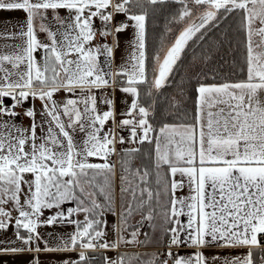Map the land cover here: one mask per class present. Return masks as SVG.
<instances>
[{
  "label": "snow or ice",
  "instance_id": "obj_1",
  "mask_svg": "<svg viewBox=\"0 0 264 264\" xmlns=\"http://www.w3.org/2000/svg\"><path fill=\"white\" fill-rule=\"evenodd\" d=\"M167 3L180 5L169 23L184 27L149 66L145 5ZM130 6L139 8V14ZM62 10L67 15L62 16ZM0 11L25 13L24 23L14 26L18 31L0 32V39L20 41L7 44L11 51L0 53V230L11 225L12 214L5 207L11 204L18 212L16 240L24 247H5L0 252H40L41 224H70L75 231L69 238H62L55 248L45 242L43 251L78 250L79 259L65 264H89L92 258L87 253L98 248L148 246L152 238L143 233L140 240L141 228L147 221L155 232L154 221L159 218L168 238L163 245L166 251L122 253L115 260L104 257V264H216L221 257L210 259L201 251L210 247L249 249L243 258H224L222 264H254L252 249L257 248L264 264L260 239L264 236V0H0ZM233 13L240 17L239 30L245 36L247 78L198 83L192 114L185 112L179 123L154 126L149 120L154 105L140 102L139 86H146L149 97L153 90L159 92L189 42L203 39L209 27L218 28ZM119 14L126 21L116 22ZM95 18L102 24L100 29L94 27ZM129 27L135 29V39L128 67L112 72L106 59L105 71L99 57L111 58L113 46L93 41L97 35L105 40L112 36L118 47V34ZM117 85L133 97L121 114L126 118L119 121L114 101L104 96L102 102L109 110L101 113L93 92ZM61 90L69 98L58 102L54 96ZM29 98L41 101L42 119L36 120L34 107L27 108L23 117L30 125L24 127L16 122L21 116L16 109ZM180 103L174 99L172 106L179 108ZM109 121L112 127L106 130ZM37 128L42 135H37ZM123 129L129 131L128 143L152 146L147 155L150 166L132 167L139 147L119 153L120 212L113 228L117 239L109 243L103 217L117 215L112 157L118 154L116 145L126 143L119 134ZM185 187L188 194L177 195ZM65 204L74 206L65 209ZM52 209L56 210L52 215L40 219ZM80 214L83 221L73 219ZM134 215L141 216L135 227L130 224ZM181 247L196 251L188 255L172 251Z\"/></svg>",
  "mask_w": 264,
  "mask_h": 264
},
{
  "label": "trees",
  "instance_id": "obj_2",
  "mask_svg": "<svg viewBox=\"0 0 264 264\" xmlns=\"http://www.w3.org/2000/svg\"><path fill=\"white\" fill-rule=\"evenodd\" d=\"M130 7L134 14H139V8ZM145 7L148 9L146 18L147 63L151 66L152 57L156 53L162 55L163 50L181 29L180 24L169 23L171 18L177 14L180 5L167 3L156 6L145 5ZM239 24L240 17L233 13L229 20L222 22L218 28L209 27L203 39L194 38L190 41L173 74L159 92L153 90V95L149 97L145 94L146 86H139L140 102L145 107L149 104L154 105V110L149 117L154 126L158 127L163 123H179L185 112L192 114L195 109L197 95L195 88L198 83L237 82L247 78L245 36L239 30ZM176 96H179V101H181L179 108L172 106ZM139 148L141 151L134 154L132 167L150 166L147 155L151 152L152 146L145 143ZM147 231L149 233L150 227ZM88 256L92 258L89 264H104L105 255L103 253L89 252ZM260 256L261 251H256L254 264H259Z\"/></svg>",
  "mask_w": 264,
  "mask_h": 264
},
{
  "label": "crops",
  "instance_id": "obj_3",
  "mask_svg": "<svg viewBox=\"0 0 264 264\" xmlns=\"http://www.w3.org/2000/svg\"><path fill=\"white\" fill-rule=\"evenodd\" d=\"M111 10V9H110ZM132 11V10H131ZM133 12V11H132ZM61 15H67L66 11H61ZM25 21V13L22 11H13V12H6V11H0V32L3 31H18V28L14 27L17 24H23ZM116 22H124L126 21V17L124 14H119L115 17ZM129 24H132V21H127ZM94 27L97 29H100L98 25L96 24V18L94 19ZM135 29L132 27L127 28L124 32L118 34L119 39V46L116 47L114 45L113 37L110 36L106 40L102 39L99 35H97V38L95 41H93V44H100V43H107L110 46H113V54L111 58H106L105 55H101L99 57V64L101 68H103L105 71H108V68L105 66V60L110 59L111 62V71L112 72H118L122 68L128 67L130 63V54L133 51L132 44L134 42L135 36ZM40 39H45L44 34H39ZM10 43H20L19 40H13L8 41L4 39H0V53L9 52L11 49L5 47L7 44ZM41 54L38 52L36 53V58L39 60ZM118 81L122 78L117 77ZM80 90L76 89L77 96L79 95ZM93 92L97 96V107L98 110L102 113L103 111H107L108 105L104 104L103 98L104 96H107L108 98L112 99L114 101V111L116 115V120L119 121L121 119H124L122 113L126 112L133 100V97L130 94L123 93L120 91L119 85H117L114 89H93ZM69 98V94L65 91L61 90L56 93L54 96V99H56L58 102H63L65 99ZM71 98H77V97H71ZM6 104H11L10 100H5ZM34 107V109L37 112L36 120L40 121L42 118L39 115L40 111L42 110V104L39 99L32 100L29 98L28 101L24 102V107L19 108V112H21V116L17 117L16 122L19 124H22L24 127H28L30 125V120L26 117H23V111L27 108ZM45 127H47L45 125ZM112 127L111 121H109L105 129ZM40 129L37 128V135H42ZM120 135L124 136L126 143L123 144L124 149L132 148V147H139L140 145H135L127 142L129 131L128 129L120 130ZM82 134H77L76 139H81ZM93 159V158H90ZM93 162H100L98 160H94ZM119 167V162L117 164ZM118 170H116L117 172ZM116 178H118V181H120V172L116 173ZM115 178V179H116ZM117 181V180H116ZM188 189L185 187V189L182 192H178L177 195H187ZM24 197L21 196V201L23 202ZM115 208L117 215L120 212V197L115 198ZM100 202H103V198H100ZM74 205L71 204H65L63 207L66 209L67 207H71ZM6 210L11 211L12 214V221L11 225L7 230H0V249L5 247H24L22 243L19 240H16L15 236V218L18 216V212L12 210V205H6ZM56 210H45L43 215L41 216V220L46 219L48 216L52 215ZM73 219L83 221L84 215L80 214L77 216H74ZM103 219L107 222V227L104 229L107 233L105 239L111 243L112 241L117 239L116 233L113 231L114 226L118 225V220H116V215H112L111 213H106ZM182 222L187 221V217H180ZM141 220L140 215H136L131 218L130 224L132 226H138V222ZM148 223V222H147ZM132 229H129V232ZM75 231V225L70 224H64V225H53V226H47L44 224H41V226L38 228V232L42 239L38 242V246L42 249L40 252L35 251H25L20 253H2L0 252V264H33L34 260H38L39 264H65V261H77L79 259V251H73V252H47L43 251L45 247V242H47V246L49 248H55L59 244H61V239L67 240L69 238V235ZM22 235H26L25 231L21 230ZM150 235V233H149ZM125 236H128V232H125ZM167 236H163L165 238ZM11 242V243H9ZM164 245V240L162 237H159L156 239V237L153 238V241L148 246H136V245H122L116 250L113 251H105L102 252L105 257H108L109 259L115 260L118 255L122 253H156L154 252V248H158ZM37 245L33 244L32 247L35 248ZM260 249L254 248L253 251V261H254V255L256 251ZM178 251L183 255H188L191 253H194L196 250L194 248H187V247H181L178 249ZM201 251L204 252L206 256H208L210 259L212 256H219L221 257V260L217 261L216 264H222V261L224 258L232 259L234 257H240L243 258L247 255L249 249L247 247H237V248H216V247H210L201 249ZM261 251V250H260ZM88 255V254H87ZM146 258V257H145ZM259 264H261V256L259 257Z\"/></svg>",
  "mask_w": 264,
  "mask_h": 264
},
{
  "label": "rangeland",
  "instance_id": "obj_4",
  "mask_svg": "<svg viewBox=\"0 0 264 264\" xmlns=\"http://www.w3.org/2000/svg\"><path fill=\"white\" fill-rule=\"evenodd\" d=\"M181 25V29L184 27V25L183 24H180ZM180 29V30H181ZM179 30V31H180ZM178 34H179V32H178ZM177 34V35H178ZM176 35V36H177ZM175 36V37H176ZM174 37V38H175ZM174 38H173V40L166 46V48L163 50V52H162V55L164 54V52L166 51V49L171 45V43L174 41ZM161 55V56H162ZM175 100H179V96H176V99ZM116 170H118L116 173H118V172H120V169H119V167L118 166H116ZM116 178V177H115ZM117 180V181H116ZM119 185H120V181H118V178H116L115 180H114V189H115V192H114V195H115V198L116 197H120V191H119ZM103 203V202H102ZM115 203H116V201H115ZM134 216H136V215H134ZM133 216V217H134ZM116 220H118V215H116ZM154 223L157 225V227H156V230H155V232H153V230H152V228H150V231H149V233H150V237L152 238V241H153V238L154 237H156V239H158L159 237H162V239L164 240V238H163V232H162V227H161V225L163 224V222H162V220L161 219H159V218H157V220L156 221H154ZM147 227H149V225L147 226ZM146 233H148V231H146ZM145 238V237H144ZM144 238L143 239H140V240H144ZM157 248H154L153 250H154V252H158L157 250H156Z\"/></svg>",
  "mask_w": 264,
  "mask_h": 264
},
{
  "label": "built area",
  "instance_id": "obj_5",
  "mask_svg": "<svg viewBox=\"0 0 264 264\" xmlns=\"http://www.w3.org/2000/svg\"><path fill=\"white\" fill-rule=\"evenodd\" d=\"M96 24L98 25V27H100V28L102 27V24H101V22H100V20L98 18H96ZM16 111L19 112V108H17ZM116 147H117L118 154L116 156L112 157V162L116 163V166H117L118 160L120 158L119 153L121 152V150L124 149V146L121 145V144H117ZM147 226H148V223H147V221H145L143 227L141 228V235H140L139 239H143L144 238L143 233H146L147 228H148ZM167 239H168L167 237L164 238V244L166 243ZM260 239H261V243L264 244V236H261ZM156 250L158 252H164V251H166V248L161 246V247H158ZM172 251L176 252V251H178V249L173 248ZM89 252H105V250H102V249L98 248L96 251H89Z\"/></svg>",
  "mask_w": 264,
  "mask_h": 264
}]
</instances>
